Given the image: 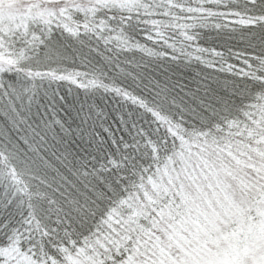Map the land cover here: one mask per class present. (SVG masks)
Here are the masks:
<instances>
[{
  "label": "snow or ice",
  "instance_id": "1",
  "mask_svg": "<svg viewBox=\"0 0 264 264\" xmlns=\"http://www.w3.org/2000/svg\"><path fill=\"white\" fill-rule=\"evenodd\" d=\"M0 264H264V0H0Z\"/></svg>",
  "mask_w": 264,
  "mask_h": 264
}]
</instances>
